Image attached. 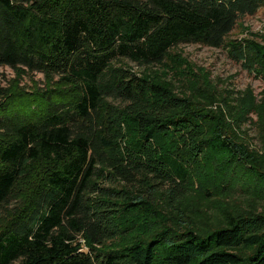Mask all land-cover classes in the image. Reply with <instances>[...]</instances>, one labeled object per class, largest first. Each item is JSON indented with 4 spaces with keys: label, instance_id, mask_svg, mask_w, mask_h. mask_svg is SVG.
Returning a JSON list of instances; mask_svg holds the SVG:
<instances>
[{
    "label": "trees",
    "instance_id": "trees-1",
    "mask_svg": "<svg viewBox=\"0 0 264 264\" xmlns=\"http://www.w3.org/2000/svg\"><path fill=\"white\" fill-rule=\"evenodd\" d=\"M263 6L0 0V68L57 81L27 110L0 88V264H264V124L258 152L240 124V95L197 80L175 51L226 48L264 71V41L227 42ZM128 63L168 73L135 74ZM217 158L244 165L257 189L233 188V175L213 192L200 170ZM128 212L155 226L100 252L132 234Z\"/></svg>",
    "mask_w": 264,
    "mask_h": 264
},
{
    "label": "rangeland",
    "instance_id": "rangeland-1",
    "mask_svg": "<svg viewBox=\"0 0 264 264\" xmlns=\"http://www.w3.org/2000/svg\"><path fill=\"white\" fill-rule=\"evenodd\" d=\"M246 40L258 45L263 44L264 6L253 16L243 17L238 22L234 31L228 36L227 42L235 43ZM175 51L176 53H180L183 60L191 64L193 70L199 74L197 75L195 73L197 80L202 81V78H205L208 82L213 83L218 90L232 91L235 97L240 95V124L243 130H247L246 140L250 143L252 148L258 150V152H262V145L259 140L261 138V133L256 124H264V71L257 70V72H250L243 68L240 63L230 58L226 48L215 49L204 45L183 44L179 45ZM128 67L135 74L146 72V74L149 75L162 77V74L168 73L160 67L145 70L132 63H128ZM56 82V78L55 80H51L43 74H26L21 70H14L8 67L0 68V88L5 89L13 95V100H15L14 103H17L14 105L15 110L19 108L27 110L28 98H31L32 94L39 93V95H41L45 89L53 87ZM16 113L20 114L21 111H16ZM206 162H204L205 164H203V168L200 170V179L209 188L211 187L212 191L215 193H219L225 181V176H236L235 179L238 181V184L234 183L233 188L235 189L247 191V189L250 190L251 188L257 189L259 186V180L253 178L250 170L244 165L235 168L232 167L231 162H226L225 159L217 158L210 161V165L208 164L210 169H206ZM36 171L32 179L36 177L39 169L36 168ZM247 177H252L254 180H251L250 184H242ZM98 183L100 185L103 184L100 183V181ZM113 184L114 183L106 182L103 186H112L113 188L119 187L118 185L114 187ZM262 186L258 188V191L264 192V183ZM29 187L30 184L25 185L23 189L21 187V191H23L22 195H17V198L13 199V201L4 208V211L13 209L17 202L19 203L20 198L28 193ZM128 213L130 217H133L132 231L130 230L132 234L106 243L100 252L120 249V247L127 245L135 235H138L137 231L143 233L144 228L149 229L155 226V224H152V219L146 217L145 214L133 215L131 212ZM5 216L6 215H3L2 218Z\"/></svg>",
    "mask_w": 264,
    "mask_h": 264
}]
</instances>
